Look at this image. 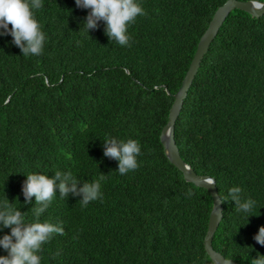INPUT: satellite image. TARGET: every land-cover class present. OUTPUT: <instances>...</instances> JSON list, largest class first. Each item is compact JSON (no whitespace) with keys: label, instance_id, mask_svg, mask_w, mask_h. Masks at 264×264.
<instances>
[{"label":"trees","instance_id":"16d2710c","mask_svg":"<svg viewBox=\"0 0 264 264\" xmlns=\"http://www.w3.org/2000/svg\"><path fill=\"white\" fill-rule=\"evenodd\" d=\"M224 1L138 0L147 15L129 26L131 47L110 42L103 21L87 32L90 9L75 0H42L33 10L47 37L40 56L24 57L11 35L0 36V202L7 198L33 223L26 175L71 172L78 187L106 175L102 202L86 208L81 196L61 198L56 189L39 222L63 227L64 235L42 245L41 264H212L202 247L211 198L168 162L159 132L172 102L166 92L177 91ZM106 137L138 140L140 167L119 174L118 161L103 154ZM173 139L182 161L214 180L218 197L240 187L255 201L250 213L221 203L212 249L237 264L264 256L254 239L264 226V14L233 10L224 19ZM10 233L3 228L0 238Z\"/></svg>","mask_w":264,"mask_h":264},{"label":"clouds","instance_id":"9594fccd","mask_svg":"<svg viewBox=\"0 0 264 264\" xmlns=\"http://www.w3.org/2000/svg\"><path fill=\"white\" fill-rule=\"evenodd\" d=\"M75 3L79 8L90 9L84 23L87 32L97 29L99 22L103 21L105 34L110 42L114 40L122 47H131L129 26L136 22L137 17L147 15L138 0H75ZM250 3L256 10H264V4L260 0H250ZM42 7V0H0V36L11 35L12 43L20 48L24 57L40 56L44 52L47 37L33 11ZM103 149L105 157L118 161V172L121 175L140 167L137 158L142 152L138 140L128 139L125 142L106 137ZM26 176L22 192L25 203H31L35 197L32 211L37 219L36 222L25 223L24 213L13 207L7 198L0 202V230L11 229L10 234L0 238V247L7 252L6 256H0V264H41V257L37 253L42 250V245L49 242L54 234L64 235L63 227L39 222L41 214L57 197V188L61 198H66L69 193L81 196L79 203L82 208H86L92 201L103 200L101 181L106 176L103 174L92 183H83L82 187H78L80 182L71 172L55 171L53 178L44 174ZM208 183L212 185L214 180H209ZM193 194L191 189L186 193L189 197ZM226 200L235 202L237 212L250 213L255 206V201L251 198H243L240 187L230 188L227 199L219 196L220 203ZM254 239L264 246V226L259 228ZM227 264H231V260ZM251 264H264V256L253 259Z\"/></svg>","mask_w":264,"mask_h":264},{"label":"water","instance_id":"95a60500","mask_svg":"<svg viewBox=\"0 0 264 264\" xmlns=\"http://www.w3.org/2000/svg\"><path fill=\"white\" fill-rule=\"evenodd\" d=\"M233 10H239L253 18H258L264 14V10L254 9L250 1L226 0L215 9L205 30L198 39L193 56L177 91L174 94L166 92V95L172 99V102L168 109L166 122L159 132V142L168 162L181 174L182 179L186 183H190L197 188L204 189L211 198V209L208 215L206 230L202 239V247L212 264H227V261H229V259H225L219 253L214 251L211 246V238L221 219V203L219 201L215 185H209L208 183L209 180L213 179L205 175L196 174L180 158L178 149L173 139V126L203 56L206 54L210 43L216 36L224 19ZM231 264L237 263L231 261Z\"/></svg>","mask_w":264,"mask_h":264}]
</instances>
